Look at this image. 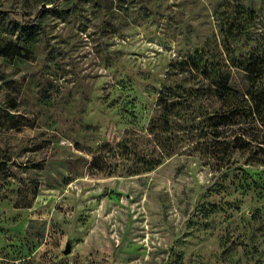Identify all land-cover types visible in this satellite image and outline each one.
I'll use <instances>...</instances> for the list:
<instances>
[{"label":"rangeland","instance_id":"obj_1","mask_svg":"<svg viewBox=\"0 0 264 264\" xmlns=\"http://www.w3.org/2000/svg\"><path fill=\"white\" fill-rule=\"evenodd\" d=\"M224 42L263 85L264 0H0V264H264L257 148L148 129L198 86L171 62Z\"/></svg>","mask_w":264,"mask_h":264},{"label":"trees","instance_id":"obj_2","mask_svg":"<svg viewBox=\"0 0 264 264\" xmlns=\"http://www.w3.org/2000/svg\"><path fill=\"white\" fill-rule=\"evenodd\" d=\"M237 33V36L232 33V38L243 34L241 31ZM25 36L27 41H32L37 34L27 28ZM224 43L225 46L217 44V50L211 46L196 48L171 62L170 75L194 81L198 86L191 89H184L182 85L164 87L157 100L159 112L150 120L148 129L165 141L171 139L168 135L187 129L178 119L187 122L204 116L205 120L201 119L189 128L208 131L212 135L205 139L215 138L217 144L233 146L234 149L253 145L257 148L258 161L264 164V115L258 122V115L264 110V84L259 82L262 61L255 50L237 54L230 46L231 42ZM237 72L247 79L245 90L235 85ZM189 97H192L193 105L181 109L182 103H186L181 99ZM201 100H204L205 107L199 103ZM255 123L257 136L251 132ZM229 162L230 159L226 161Z\"/></svg>","mask_w":264,"mask_h":264}]
</instances>
